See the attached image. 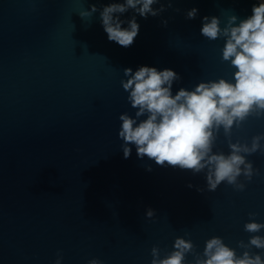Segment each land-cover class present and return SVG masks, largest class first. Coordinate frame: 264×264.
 <instances>
[{
	"label": "water",
	"instance_id": "water-1",
	"mask_svg": "<svg viewBox=\"0 0 264 264\" xmlns=\"http://www.w3.org/2000/svg\"><path fill=\"white\" fill-rule=\"evenodd\" d=\"M112 2L123 0H0V264H55L58 251L61 264H150L151 248L163 257L177 237L202 253L218 236L241 255L249 213L264 223L261 153L247 157L259 175L241 177L243 191L226 183L208 191L203 173L141 159L134 145L125 159L118 136L119 116L136 111L122 88L125 68L174 70L173 94L232 79L235 69L221 61L224 41L201 35L202 18L219 17L221 27L229 15L239 22L258 0H172L171 7L161 0L153 7L165 10L146 19L129 10L120 18L135 15L140 29L127 48L110 42L101 24L100 10ZM92 5L98 11L81 17ZM192 8L198 14L187 19ZM258 133L264 119L250 118L233 141L250 143ZM214 151L229 152L222 131ZM193 260L189 253L185 264Z\"/></svg>",
	"mask_w": 264,
	"mask_h": 264
},
{
	"label": "clouds",
	"instance_id": "clouds-1",
	"mask_svg": "<svg viewBox=\"0 0 264 264\" xmlns=\"http://www.w3.org/2000/svg\"><path fill=\"white\" fill-rule=\"evenodd\" d=\"M159 3L161 0H123L103 6L100 20L108 40L130 47L140 25L135 15L128 20L120 16L129 10L145 19L157 16L165 10L163 4L159 9L153 7ZM171 3L168 0V7ZM97 11L92 5L80 15L92 16ZM251 12L239 22L236 15H229L223 27L219 17L202 18L201 35L208 41H224L221 61L235 69L232 79L201 81L191 90L181 87L173 94V84L180 76L170 68L140 66L135 72L132 68L123 70L126 79L121 81L122 88L136 110L135 116H119L118 136L123 141L125 159L131 156L134 145L141 159L147 157L161 167L171 166L193 175L203 173L208 191H215L221 183L243 191L246 184L240 178L250 182L259 175V169L247 157L257 152L264 155V133L253 135L250 143L239 138L233 141L234 129H241L250 118L264 119V0L253 4ZM197 14L198 9L192 8L186 18L195 19ZM221 131L229 148L227 153L214 151ZM154 215L153 209L146 210L148 218ZM256 215L249 213V222L244 224V231L251 234L248 242H237L245 249L241 255L218 236L205 241L202 253L196 252L190 239L177 237L173 250L163 257L161 249L153 246L150 264H185L189 253L194 256L191 264H264V252L251 251L264 250V235L258 234L264 230V223L257 222ZM62 259L58 251L55 264H61ZM87 264L103 262L93 258Z\"/></svg>",
	"mask_w": 264,
	"mask_h": 264
}]
</instances>
